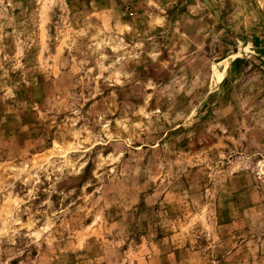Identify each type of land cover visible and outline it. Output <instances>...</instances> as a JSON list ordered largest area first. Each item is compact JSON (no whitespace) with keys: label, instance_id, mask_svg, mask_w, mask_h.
<instances>
[{"label":"rangeland","instance_id":"rangeland-1","mask_svg":"<svg viewBox=\"0 0 264 264\" xmlns=\"http://www.w3.org/2000/svg\"><path fill=\"white\" fill-rule=\"evenodd\" d=\"M263 9L0 0V264H264Z\"/></svg>","mask_w":264,"mask_h":264},{"label":"water","instance_id":"water-1","mask_svg":"<svg viewBox=\"0 0 264 264\" xmlns=\"http://www.w3.org/2000/svg\"><path fill=\"white\" fill-rule=\"evenodd\" d=\"M259 1H261L264 4V0H259Z\"/></svg>","mask_w":264,"mask_h":264},{"label":"bare ground","instance_id":"bare-ground-1","mask_svg":"<svg viewBox=\"0 0 264 264\" xmlns=\"http://www.w3.org/2000/svg\"><path fill=\"white\" fill-rule=\"evenodd\" d=\"M261 4H263L261 1H260ZM263 6V5H262ZM264 10V9H263Z\"/></svg>","mask_w":264,"mask_h":264}]
</instances>
